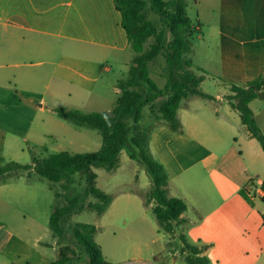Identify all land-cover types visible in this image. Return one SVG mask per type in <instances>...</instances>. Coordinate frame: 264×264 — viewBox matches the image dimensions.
<instances>
[{"label":"crops","instance_id":"0c3cea01","mask_svg":"<svg viewBox=\"0 0 264 264\" xmlns=\"http://www.w3.org/2000/svg\"><path fill=\"white\" fill-rule=\"evenodd\" d=\"M195 5L197 16L203 19L195 21L200 29L197 35L216 46L215 66L221 79L239 87L264 79V0H195ZM132 53L114 0H0V144L8 146L10 153L31 154L36 149L48 153L43 144L47 137L56 143L67 135L86 140L84 128L72 124L76 128L72 129L68 121L48 114H56L58 107L96 112L93 109L103 97L98 85H107L105 76L121 63L130 69ZM120 82L115 86L117 97ZM212 97L209 100L215 105L224 101L221 95ZM198 98L179 110L183 129L179 133L170 129L176 143L170 157L159 154L157 159L158 135L155 131L149 135L151 154L168 175L169 192L171 177L183 173L187 160L206 168L223 158L224 154L211 158L212 146L224 150L226 137L231 136L238 141L235 129L253 139L228 101L227 111L221 113L218 108L197 105ZM250 107L264 132V89ZM36 175L0 183V201L14 203L26 196L25 204L32 207V226L48 229L52 213L48 206L44 210L39 205L38 195L42 194V204L44 195L43 188L31 182L42 180ZM16 238L12 230L0 226V264L52 262L49 250L56 251L55 246L41 238L32 244L15 242ZM201 255H205L202 250Z\"/></svg>","mask_w":264,"mask_h":264},{"label":"rangeland","instance_id":"374dc122","mask_svg":"<svg viewBox=\"0 0 264 264\" xmlns=\"http://www.w3.org/2000/svg\"><path fill=\"white\" fill-rule=\"evenodd\" d=\"M188 2V14L195 23L199 19L196 5L193 0ZM199 20L202 22L203 19ZM205 40L206 38L199 39L198 35L194 37L193 51L189 58L195 65V72L201 74L203 71L205 75V80L201 84L202 90L214 97L221 95L224 101L215 105L212 100L199 97L197 105H206L207 109L215 107L221 113H225L228 109L225 101L233 95L231 84L224 82L218 74L215 66L216 46ZM132 56L134 57V53ZM120 65L114 67V71L105 76L107 85H98V89L103 91V97L99 99L94 111H112L113 104H116L118 97L115 86L119 81L126 80L129 70L128 65L122 63ZM151 72L157 84L164 87L166 63L162 57L151 66ZM188 101L184 102V106ZM206 113L204 110L201 114L204 117ZM48 115L60 119L56 114ZM239 115L240 113L237 112V119ZM69 125L72 129H76L71 123ZM140 126L149 135L154 131L157 133V150L154 151L157 159L160 157L159 154L170 157L171 149L176 145L172 132L156 120L148 108L142 112ZM238 129H235L238 141L231 136L226 137L224 150H221L217 144L212 146L215 150L211 158L216 159L219 154H224L215 165L213 163L205 168L200 164H191L190 160H187V167L183 173L178 176H172L171 173L169 196L187 199L185 202L188 207L184 213L186 221L176 228L173 235L159 228L152 211L156 207V202L151 200L147 203L152 180L144 164L138 159L133 160L129 157L130 144H127L119 155L118 169L114 171H107L104 168L95 169L98 175V187L114 196L113 205L106 213L100 215L86 208L66 216L62 222L64 236L59 240L50 228L32 226V207L25 204L26 196L21 195L14 203L0 201V226H5L15 233L17 237L15 242L22 240L32 244L41 238L51 247L55 246L56 251L49 250V258L52 262L67 257L72 259L71 264H88V254L76 240L74 226L77 223H91L98 228L95 241L101 247L108 264H188L186 257L194 254L187 250L185 243L200 246L210 260V264H264V202L262 201L264 151L257 140L246 139V131ZM82 131L86 135V140L79 137L70 138L67 135L56 143L52 138L47 137L43 144H47L44 146L48 153L43 149H36L33 156L43 158L60 151L98 152L103 143L100 132L89 128H84ZM32 160L30 153H10L8 146L0 144L1 165L11 161L26 164ZM17 174L35 176V173L29 174L26 170H19ZM41 179L35 178L31 182L38 183L37 185L43 188L44 201L42 204V194L39 193V205L44 210L48 206L50 213H53L55 207L67 205V196L72 198L84 192L85 179L80 174L75 176L74 192L70 193L63 188L65 181L53 183ZM244 188L248 189L252 204L240 195ZM95 201L94 197H88L86 205ZM9 211L12 213L8 214ZM215 225L218 229L214 228Z\"/></svg>","mask_w":264,"mask_h":264},{"label":"trees","instance_id":"16d2710c","mask_svg":"<svg viewBox=\"0 0 264 264\" xmlns=\"http://www.w3.org/2000/svg\"><path fill=\"white\" fill-rule=\"evenodd\" d=\"M195 2V0H193ZM121 14L129 47L135 56L126 80L120 82L117 103L110 112H82L76 109L58 107L55 113L77 128L98 130L102 136V147L94 153H70L61 151L46 157H34L32 164H20L14 161L0 164V183L11 177H19V170L35 173L50 182L65 181L66 192H74L75 176L85 179L83 193L68 198V204L55 207L50 216L49 228L60 240L64 233L63 219L74 213L89 209L104 214L113 204L114 196L98 187V175L95 169L104 168L114 171L119 168V155L130 144L129 157L140 160L152 180L151 200L156 202L152 210L161 230L173 235L176 228L186 219L187 204L180 198L169 196V178L164 166L158 162L149 149V134L140 126L142 112L148 108L152 116L174 132H181L183 124L179 110L184 102L192 98L213 99L205 93L201 84L205 75L195 72V65L189 58L193 51L194 37L200 29L188 14V0H114ZM163 58L166 63V84L160 88L152 78L151 65ZM233 95L228 97L231 107L240 113L243 125L250 136L257 140L264 151V133L260 129L253 110L252 101L258 98V92L264 89V79L256 78L246 85L230 86ZM264 202V180L262 184ZM241 195L252 204V198L246 188ZM66 196V194H65ZM88 197L95 202L86 205ZM97 226L91 223H77L74 226L76 240L85 248L88 264H108L101 247L95 241ZM187 250L194 256H187L188 264H210L207 256L201 255V249L185 243ZM71 258H59L50 264H71Z\"/></svg>","mask_w":264,"mask_h":264}]
</instances>
